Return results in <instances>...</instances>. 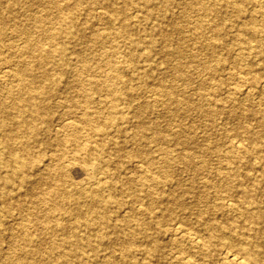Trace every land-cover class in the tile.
Here are the masks:
<instances>
[{"label":"bare ground","instance_id":"6f19581e","mask_svg":"<svg viewBox=\"0 0 264 264\" xmlns=\"http://www.w3.org/2000/svg\"><path fill=\"white\" fill-rule=\"evenodd\" d=\"M17 1L0 0V38L12 20L14 29L23 33L22 46L16 53L13 66L0 68V82L5 77L10 79L11 84L4 92L7 102H0V211L7 215L13 205L21 207L24 203L20 200L21 190L26 185L30 186V192L37 188L44 190L30 201L28 217L30 222L34 221L32 227H40L41 231L33 232L30 225L20 226L18 238H13L9 245V249L18 251V256L13 260L5 255L2 264H137L135 254L138 251L151 254L162 264L164 244L158 235L161 230L153 229L149 218H165L163 210L172 213L173 217L167 225L179 236L186 249V253L176 256L174 262L196 264V260L211 253L214 249L211 247L228 240L227 247L222 248L221 252L230 264H264V212L258 199V190L264 184V101L249 100L231 110L230 124L224 127L228 141L209 139L206 145L212 151L210 156L215 151L220 154L223 150V160L217 162L215 169L205 172L203 177L199 171L205 166L206 159L194 156L190 151V147H198L197 140L192 141V136L180 133L183 131L181 122L176 128L170 123L183 114L199 111L213 115L224 108L218 100L217 91L201 94L213 99V104L209 105L197 101L201 96L190 91L192 75L190 69L185 67L190 65L194 55L196 61L201 63L200 69L209 78L221 74L224 65L217 51L227 42L237 43L240 49L238 58L254 55L251 64H261L262 53L257 44L251 45L250 41L258 32L252 12L256 6H264V0H192L202 15L197 19L194 31L190 29L195 38L194 54L188 45L180 42V37L175 47L170 44L168 30L161 23L165 14H161L163 17L151 26L164 38L158 48L165 58L156 72L153 71L151 51L157 44L145 33V25L131 18V15L148 18L155 0H104L105 11L98 10L103 6L95 3L96 0L91 5H84L81 0H31V3L41 5V9L24 11L19 14L21 19L14 15L12 9ZM161 3L164 9H169L173 0H162ZM229 6L236 12L235 18L228 23L229 27H236L240 23L243 25L228 40L224 36L221 9ZM94 10L99 13L105 26L92 30L89 41L96 45L94 52L102 56L106 68L97 75L91 74L85 82L78 77L76 89L84 92L88 102H103L102 96H98V91L103 87L110 95V104L108 108L104 104L86 106L80 113L69 115L70 119L62 120L56 132L65 133L64 139L72 142L76 149H84L102 161L101 168L106 179L100 187L106 193L94 189L90 194L85 190L74 194L65 186L68 177L66 168L60 163L50 169L47 161L42 171L35 175L36 166L30 158V151L31 144L39 140V119L47 118L49 114L47 99L57 98L60 85L66 82L65 74L76 68L79 53L76 45L86 30L91 28L86 23L82 24L79 16L83 14L88 21L94 16ZM246 16L252 20L244 21ZM206 24L211 30L209 35L203 30ZM183 28L174 25L175 31H183ZM244 31L247 36L243 35ZM197 37L201 40L197 41ZM138 38L140 42H136ZM114 40L115 44L108 49L105 43ZM24 54L27 57H23ZM89 65L85 63L84 68L90 70ZM56 73L58 75L55 76ZM233 78L243 86L241 91H256L260 98L264 97V73L260 70L247 68ZM213 88L217 90L220 85ZM177 91L181 92L180 99L176 96ZM229 91L226 90L227 93ZM140 95L148 96V99L134 100ZM181 100L186 102L183 108H180ZM152 105H159L163 115L171 120L162 124L145 118L153 112ZM129 128L132 130L129 131ZM80 131L85 132L83 137L79 135ZM111 136L115 139L109 143L105 138L110 140ZM122 138L129 145L120 143ZM143 138L150 139L147 142ZM179 143L183 146H175ZM125 150L127 156L137 158L122 159L125 164L118 162L117 156ZM111 154L114 156L111 157ZM175 162L183 164L187 170L192 169L195 176L200 175L196 183H189L192 189L198 190L191 191L180 184L183 179L175 172ZM110 164H115L118 173L108 169ZM132 167L137 170L128 174L127 170ZM119 176L121 180L141 181L137 182L140 188L146 186L144 191L133 196L135 201H144L138 214L141 218L137 215L130 217V210L137 212L135 207L122 208L123 203L116 191ZM232 178L239 180L230 183ZM126 181L121 189H128L125 184L129 182ZM217 184L218 189L235 196L236 202L201 206L199 202L206 201L212 194L210 188ZM162 185H168L169 189H160ZM75 198L76 205L66 209V202ZM186 200L189 202L187 213L195 214L193 221L184 219L181 212L173 213L176 205L184 204ZM153 202L161 204L158 207L160 212L148 215L155 213V207H148ZM214 208L220 209L222 214L225 211L231 215L216 219L211 216ZM70 216H73V221H69ZM130 218L135 222L131 223ZM79 226H84V229H78ZM109 227L115 238L106 240ZM48 231L63 233L44 250L42 245ZM2 235L0 229V239ZM235 238L238 240L235 241ZM105 240L119 248L118 253L113 254L115 258H104V254L99 253L98 244ZM81 245L88 246L92 254L77 251L76 248ZM231 246L236 247L233 249ZM0 253H3L1 246Z\"/></svg>","mask_w":264,"mask_h":264},{"label":"rangeland","instance_id":"374dc122","mask_svg":"<svg viewBox=\"0 0 264 264\" xmlns=\"http://www.w3.org/2000/svg\"><path fill=\"white\" fill-rule=\"evenodd\" d=\"M6 1V0H1ZM84 5H91L90 3L94 2L95 0H81ZM121 0H118L120 2ZM162 0H155V5L150 8L151 15L148 18H139L138 16H132V19H135V22L138 24H141L142 26L146 27V32L148 37H151L153 40H155L157 46L156 48L151 51V58L152 62L154 63L153 71L156 72L158 67L163 65V61L165 58V55L163 52L158 48V44H161L163 42V35L153 30L151 27L154 25L158 20L163 17L161 14H165L163 19H161L162 26H164L168 31L167 35L170 40V44L172 46L177 45L178 38L180 37L184 45H188L190 50L193 52H196V47L194 46L195 38L193 37L194 27L196 24V21L198 18H200L201 10L195 6V4L192 2V0H173L172 6L169 9H164L162 6ZM97 4H100L103 6L102 9L105 11V3L104 0H96ZM12 9L14 10V15H18L21 19L22 12H34L38 9H41V5H38L37 3H31V0H18L14 6H12ZM223 14L222 22L224 21V36L229 40L230 35H234L235 31L238 30L243 23L238 24L236 27H229L228 23L235 18L236 12L235 10L229 6L224 7L221 9ZM7 9H5V12ZM246 10H244L245 12ZM130 13H134L131 10H129ZM253 16H255V19L253 21L256 28H258V32L256 35H254L251 38L250 44L255 45L257 44L260 53H262L261 58V64H251L252 60L251 57H254V55L244 58H238L237 52L239 49V46L237 43H225L220 46V48L217 51V56H220L224 67L220 70V75L215 78H209L207 77L205 71L200 69L201 63L196 61V56L192 55L191 58L192 62L188 67L190 69V75H192V83L189 86V89L193 93H198L201 98L200 100H197L204 104H213V99L209 98L208 96L201 95L203 92L208 91H217V94H219V102L224 105L223 109H219L217 112L218 114L213 115H205L202 112L196 111L191 112L188 114H183L180 117L174 118L175 120L170 121V117L163 115V112L161 111V107L159 105H152L153 109L150 114H147V119H153L159 122H162V124H165L167 121H170V123H173L174 128L177 127L178 123H182L183 131H180L182 134L190 135L192 136L193 140H197L198 147L193 146L190 147V151H192L194 156L198 157H204L206 159L205 166L201 167L200 175L203 177L205 175V172H208L210 169H215V165L220 160H223V150L218 154L217 151H215V154L210 156L211 149L209 147H206L208 144L209 139L224 142L225 140L228 141V136L225 134L224 127L229 125V121H231V110L238 108V106H242L249 102V100H253L255 102H263L264 97L259 96V92L251 91V92H245L241 91L243 86H241L240 83L237 82L233 77L241 72L243 70H246L247 68H250L252 70H260L262 74L264 73V6H256L253 10ZM99 13L94 10V13L92 11L93 17H91L88 21L84 19V15L79 16V21L82 22V24H85L87 26H91V28L87 29L85 32V35L82 37V40L79 41V44H77V48H79V53H77L76 57L78 60L76 64V68L73 70H69L65 74L66 76V82L62 85H60L58 89V96L56 99L54 98H48L47 102L50 105V110L47 118L41 117L39 119L40 122V136L39 140L31 144V151H30V158L33 160V163L36 166V170L34 171V174L41 172V168H44L45 162L50 163V169H52L57 163H60V165L64 166L66 168V177H68V184H66V188L71 193L77 194L83 190L86 191V193L90 194L94 189H99L103 193H106L103 191L100 186L105 184V173L102 171V161L99 160L97 157L90 155L86 153L84 149H76V147L73 145L72 142H69L64 139L65 133H58L56 132V128L59 126L62 120L64 119H70L73 114H78L86 106L91 107H97L99 104H104L107 108L109 107V100L110 95L107 93V91L102 87L98 93L102 96L103 102L94 101V102H88V99H86V96H84V92H80L78 89H76V79L78 77L82 78L84 82L91 76L97 75L101 73L102 70L106 68L105 64L102 63L103 59L102 56L99 53H95L94 50L96 45H92L89 41L92 36V30L95 31V29H103L105 24L103 21L99 18ZM134 17V18H133ZM247 17V16H246ZM245 17V18H246ZM139 18V19H138ZM252 19H249V17L246 18L244 21H249ZM174 25H179L183 28V31H175ZM192 29V31H190ZM199 30V29H198ZM204 33L206 35H209L211 32L209 25L206 24L203 28ZM6 32L1 38H0V68L3 66H13V63L15 62L17 58V51L21 48L22 45H20L22 42V36L23 33L21 31H18L14 29L13 20L10 21L7 24V27L5 29ZM244 36H247L245 34V31L243 33ZM146 36V37H147ZM205 38V37H204ZM197 41L201 40L200 37H197ZM140 42V38L137 39L136 42ZM115 40L111 42H106L105 45L109 49L113 44H115ZM102 47V46H101ZM205 45L201 49H205ZM141 48V45H140ZM81 51V52H80ZM120 51V50H119ZM262 51V52H261ZM120 54V53H118ZM76 55V54H73ZM260 56V55H259ZM23 57H27V54H24ZM121 58V57H120ZM89 63L90 70H86L84 68L85 63ZM144 62V60H142ZM169 69V68H168ZM52 71V70H51ZM55 72V69L53 71V74ZM58 75L57 73L55 76ZM201 80H204L205 86L202 85ZM10 79L5 78L1 80L0 82V102H7V99L5 97L4 92L8 90L11 87V84L9 83ZM216 85H220V88L215 90L213 87ZM205 87V88H203ZM148 88H150L148 86ZM229 89L230 93H227L226 90ZM181 95L180 91H177L176 96L179 98ZM199 98V97H198ZM145 100L148 99V96L140 95L139 97H136L134 100ZM180 99V98H179ZM211 99V100H210ZM106 101V102H105ZM185 100H181L180 108L184 107ZM120 104L119 106H121ZM207 106V105H206ZM213 108V106H212ZM211 108V109H212ZM214 109V108H213ZM214 112V110H212ZM176 126V127H175ZM132 129L129 128V131ZM173 131V130H172ZM85 132L80 131L79 135L83 137ZM107 142L111 143L115 138L110 137V140L108 138H105ZM122 138L120 140V143L125 144L126 146L129 145V142L126 140H123ZM150 138H143L142 140H146L148 142ZM262 139H264V134L262 136ZM108 143V144H109ZM175 146H183L182 144H176ZM128 151V148H127ZM127 151L120 152V155L117 156L118 162H123L124 160H132L136 159V156H127ZM209 152L208 156L206 155L207 152ZM106 153V152H105ZM153 155H155V152H152ZM107 155V154H106ZM114 156V154H111V157ZM52 158V159H51ZM130 162V161H129ZM221 162V161H220ZM52 164V165H51ZM130 164V163H127ZM175 165V172L177 174H180V178H182L183 182L180 184L183 185V187L188 188L191 191H196V189H192L190 187V181L191 182H197L201 177L200 175H196L194 171L187 170L183 168V164L177 162L174 163ZM40 168V169H39ZM108 169L110 171H114L115 173H118L115 164H110L108 166ZM137 170V168H130L127 170L128 174H132ZM176 175V174H175ZM179 176V175H178ZM200 177V178H199ZM120 176L118 179H116L117 184V197L121 199L123 203L122 208L131 209V207H135L136 213L134 210H130V217L134 218V216L141 218L140 209L143 206L142 203H144L143 200L135 201L133 196L137 192H142L146 188L142 186L137 185L138 183H142L139 180H121ZM239 179L235 180L232 178L230 183H236ZM129 182L125 184V187L128 189L124 190L121 189V185H123L124 182ZM92 182H96L92 183ZM144 183V181H143ZM29 184V183H26ZM29 185L24 186L21 190V196L20 200L23 203L21 207H18L16 205H13L11 208V211L9 214H5L4 212L0 211V229L3 232V235L0 239V246L3 250V253H0V264H2V258L5 255H9L12 257L13 260H15L18 256V251L13 249H9V245L11 242L14 241L13 238H18L17 234L19 233V227L24 226L27 227L30 225V229L33 232H39L41 231L40 227H32V222L29 221V212H30V201L36 198V195L44 190V188H37L34 189L33 192H30V186ZM73 186V187H71ZM160 189L167 191L169 189L168 185H162ZM212 194L210 197L204 201L199 202L202 206L204 204L211 207L216 205V203L226 204L228 202H236V197L233 195H230V193L225 192L221 188L218 189L217 186H212L211 188ZM46 190V189H45ZM259 196V205L262 211L264 212V184L259 188L258 190ZM76 200H68L66 202V209H69L71 206L76 205ZM161 205V204H160ZM158 203H150L148 204V207H155L153 210L155 213H149L150 214H156L160 212V209L158 208L160 206ZM189 202L186 200L185 203L177 204L176 207L173 210V213L178 212L182 214L184 219L187 221H193L195 219V214L187 213ZM122 206V205H121ZM165 214V218L159 219V216L157 217H151L149 218L150 222L153 225V229L155 230H161L160 233H158L159 237L162 240V243L164 244L163 250H164V262L162 264H184L180 262H174L173 260L176 258V256L184 255L186 253V249L183 248L182 242L179 240V236L175 235L174 232L171 229V226H168L167 224L171 221L170 219L173 217L171 215L172 213L170 210H163ZM111 212V211H109ZM139 212V213H138ZM112 214V212H111ZM110 214V215H111ZM142 214V213H141ZM58 215V214H54ZM185 215V216H184ZM227 215H231L229 212H225L222 214L220 209H215L214 211L211 210V216L216 219H221L226 217ZM57 217V216H56ZM71 219L69 221H73V216H70ZM135 217V218H136ZM120 218V217H119ZM130 218V219H131ZM153 219V220H152ZM126 220V219H125ZM132 220V221H131ZM131 223H134L135 220L131 219ZM122 221V220H121ZM128 221V220H126ZM167 225V226H166ZM125 228L127 227V224L125 223ZM78 229H84V226H79ZM109 233H107L108 239H114L115 234L111 233V228H108ZM63 232H53L48 231L45 234V241L42 245V248L45 250L49 244H51L55 239L59 238L62 235ZM237 241L238 239L235 238ZM105 240L104 243L98 244L99 253L104 254V258H115L114 253H118L119 248H117L116 244L109 245L108 242ZM227 241L225 240L222 243H217V246L211 247L214 248L211 253L205 257L200 258L196 260V264H230L228 262V259L225 258L224 253L221 252V249L227 247ZM263 249H264V241L262 243ZM236 246H231V248L235 249ZM77 251L84 250L86 253L89 252L88 246L77 247ZM57 252L58 250L55 249ZM264 253V252H263ZM55 254V252L53 253ZM136 260L137 264H157L158 261L154 256L151 254H144L142 252H136ZM55 256V255H53ZM12 260V261H13ZM14 264V263H13ZM59 264H64L62 262H59ZM159 264V263H158Z\"/></svg>","mask_w":264,"mask_h":264}]
</instances>
